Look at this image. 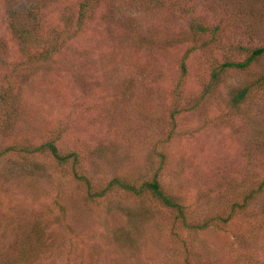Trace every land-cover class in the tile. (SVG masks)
Instances as JSON below:
<instances>
[{
	"label": "rangeland",
	"instance_id": "374dc122",
	"mask_svg": "<svg viewBox=\"0 0 264 264\" xmlns=\"http://www.w3.org/2000/svg\"><path fill=\"white\" fill-rule=\"evenodd\" d=\"M263 11L0 0V264H264V55L211 81L264 46ZM47 142L69 161L23 151ZM157 173L185 223L147 192L96 196Z\"/></svg>",
	"mask_w": 264,
	"mask_h": 264
},
{
	"label": "trees",
	"instance_id": "16d2710c",
	"mask_svg": "<svg viewBox=\"0 0 264 264\" xmlns=\"http://www.w3.org/2000/svg\"><path fill=\"white\" fill-rule=\"evenodd\" d=\"M250 1L253 2V14H257V12H259V10L263 8L264 0H250ZM257 3L259 4V7H255ZM85 7H86V4L82 5V7L80 8V13L78 16L79 24L83 23V19L85 16V12H84ZM259 15H260V22L253 21V33L255 35H260V34L264 35V11L259 13ZM194 31L199 32V33H207L208 28L202 24H197L194 27ZM56 49L57 48H55V46L53 45H50L49 47H47V49L45 47L42 60L46 61V60H49L57 56L60 52L58 51V49L57 50ZM263 55H264V46H260L258 48L253 49L250 55L243 62L227 61L213 72L211 81L217 80L218 77L220 76V73L228 69L244 71L248 69L254 61H256L259 57ZM182 67L183 69H185L184 63ZM258 84L264 87V75L260 78V81ZM252 89H253V86L251 85L240 89L238 95L235 97V103L239 104L240 102H242L248 96V94L252 91ZM23 151H26L29 153H39L43 151H48L52 155V157L61 164L67 163L70 158V155H61L58 148L52 142L43 143L39 147L33 148L31 150L23 149ZM114 189H120L121 191L133 194L135 196H140L144 192H147L151 194L160 203H162L166 208L174 211L176 216L179 219H181L182 222L184 223L186 222V209L181 204L182 202H180L177 198L173 197L172 195H169L166 193V191L163 188V185L161 184L159 180V173H157L153 177V179L142 183L140 186L129 183L120 178H114L109 183V185L104 190L97 193L96 196L99 198H103L104 196H106L107 193L114 191ZM89 193L92 197H94L95 193H92V191H89Z\"/></svg>",
	"mask_w": 264,
	"mask_h": 264
}]
</instances>
